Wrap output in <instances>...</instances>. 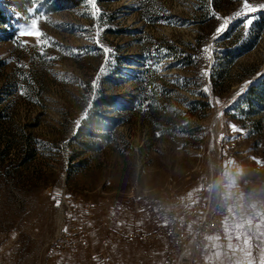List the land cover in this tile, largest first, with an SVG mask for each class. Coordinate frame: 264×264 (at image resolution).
Returning a JSON list of instances; mask_svg holds the SVG:
<instances>
[{
  "label": "rangeland",
  "instance_id": "374dc122",
  "mask_svg": "<svg viewBox=\"0 0 264 264\" xmlns=\"http://www.w3.org/2000/svg\"><path fill=\"white\" fill-rule=\"evenodd\" d=\"M220 1L95 0L94 13L87 0H26L21 13L23 0H0L20 21L0 22V264H241L242 244L264 243V103L247 123L230 111L240 98L225 108L264 77V0ZM225 19L243 33L216 50ZM215 51L221 88L204 76L211 108L186 133L197 59L209 69ZM145 67L158 79L141 108Z\"/></svg>",
  "mask_w": 264,
  "mask_h": 264
},
{
  "label": "trees",
  "instance_id": "16d2710c",
  "mask_svg": "<svg viewBox=\"0 0 264 264\" xmlns=\"http://www.w3.org/2000/svg\"><path fill=\"white\" fill-rule=\"evenodd\" d=\"M220 0H215L214 6L218 8V5L220 4ZM26 0H23V3L18 5V11L23 13L24 8L26 7ZM210 14V13H209ZM258 24H257V30L255 34H262L264 33V25L261 22L262 15H258ZM246 20V19H244ZM241 19H238L235 23H233L230 27H228V30L223 36V39L220 41H215L214 46L216 47V50L219 49V46L223 45L225 41L229 38V36L234 35L235 39H238L241 37L243 33V27H241ZM0 22L2 24L8 25L10 29H12L14 32L17 31L19 26V19L15 17L14 14L5 13L0 9ZM200 43V41L198 42ZM229 45L222 46V49L228 48ZM197 45L194 46L192 49L196 50ZM148 51V49L145 46H142L140 48V52L142 54H145ZM212 64L208 69V66L203 62V60L197 59L196 62V80L195 85L198 86L200 91V99L198 101H195L191 103L189 106V111L187 113V120L186 123L183 124L184 132H190V116H199L202 117V113L207 112L210 110L211 106L209 103L208 98L210 97V91L208 90L207 86L205 85V73H209L210 78V85L214 92H217V89L221 88V83L218 81L217 72L215 70V66H213V58H217V51L212 53ZM196 58L193 56L191 58L185 57L181 60V63L183 64L184 68H186L193 59ZM255 73V70L248 71L249 75H253ZM141 80V88L144 92L143 98L139 100V106L142 108L144 106L145 99L148 98V95L150 92L149 89L154 86L155 81L158 79L157 71H154L152 68L145 67L143 73L139 75ZM137 99V96L132 94L130 97L131 102L129 105L133 104V102ZM254 101H258L260 103H264V77L257 81L254 85H252L249 90L247 91L246 95H244L242 98L238 99L236 103H234L231 106L230 111L234 112L236 116H243L244 122L247 123V120H250L249 114L250 111L253 108ZM120 104H124V102H121ZM201 111L199 115H197V112ZM261 126V122L259 121H253L251 122L250 128L255 131H259Z\"/></svg>",
  "mask_w": 264,
  "mask_h": 264
},
{
  "label": "crops",
  "instance_id": "0c3cea01",
  "mask_svg": "<svg viewBox=\"0 0 264 264\" xmlns=\"http://www.w3.org/2000/svg\"><path fill=\"white\" fill-rule=\"evenodd\" d=\"M255 212H257V213H255ZM253 214H256L257 218L259 217V220H260V223H261V226L263 229H262V231L259 230L258 232L261 233L262 238L264 239V210L254 211ZM251 240L252 239L249 238L246 241V243L241 245L242 246L241 251H243V253L246 256H249V257L243 258L244 261H241V264H264V243H260L259 241L258 242H253V241L251 242ZM237 246H239V245L237 244ZM251 251H257L258 254H257L256 258L252 257L253 254L251 253Z\"/></svg>",
  "mask_w": 264,
  "mask_h": 264
},
{
  "label": "built area",
  "instance_id": "2783aa9c",
  "mask_svg": "<svg viewBox=\"0 0 264 264\" xmlns=\"http://www.w3.org/2000/svg\"><path fill=\"white\" fill-rule=\"evenodd\" d=\"M255 170L260 171L261 170V166L260 165H257ZM235 176H236L237 180L243 185V187H245V188L249 187V181L243 180L241 178V176L238 175V174H236ZM255 200H258V198L250 197L247 202H249V201L253 202ZM224 218H225L224 210L222 209V207H220V208H218V210L214 214V218H213V223L214 224H213V227H214L215 232L218 235H220L221 238H224L225 237V234L223 233L222 228H221V222L223 221ZM69 242H70V239L69 238H66L65 235H64L63 240L60 243V246L62 248L63 247L66 248L68 245H71V244H69Z\"/></svg>",
  "mask_w": 264,
  "mask_h": 264
},
{
  "label": "snow or ice",
  "instance_id": "6c2138e0",
  "mask_svg": "<svg viewBox=\"0 0 264 264\" xmlns=\"http://www.w3.org/2000/svg\"><path fill=\"white\" fill-rule=\"evenodd\" d=\"M87 3L92 6V9H93L94 13L98 11V9H96L95 0H87ZM246 7H248V11H250V12L256 11L255 8H252V7L248 6V5H246ZM262 7H264V6H262ZM236 15L237 16H240L241 13L240 12H237ZM228 23H229V20L228 19H225L224 22H223V24L216 30L217 34L223 32L225 30V28L227 27ZM252 23H253V19L252 18H249L247 20V22H246V25H251ZM20 34L21 35H34L37 38H39L42 35L38 30L33 31L32 29H30V30H21L20 31ZM206 74L207 73H205V75ZM242 91H243V89H241V92Z\"/></svg>",
  "mask_w": 264,
  "mask_h": 264
},
{
  "label": "water",
  "instance_id": "95a60500",
  "mask_svg": "<svg viewBox=\"0 0 264 264\" xmlns=\"http://www.w3.org/2000/svg\"><path fill=\"white\" fill-rule=\"evenodd\" d=\"M228 27H229V26H227L226 29L224 30V32H223L219 37H217L215 40H218V39H220L221 37H223L224 34L226 33V31L228 30ZM262 78H263V74H262V73L259 74V75H257L255 78H253V79L247 84V86L244 88V90H243L240 94H237V95L233 96V97L230 99L229 103L226 105L225 108H228V107L231 106V105H232V104H233L238 98H241L242 96H244V95L246 94V92L249 90V88H250L252 85H254L257 81L261 80ZM221 112H223V110H222Z\"/></svg>",
  "mask_w": 264,
  "mask_h": 264
},
{
  "label": "bare ground",
  "instance_id": "6f19581e",
  "mask_svg": "<svg viewBox=\"0 0 264 264\" xmlns=\"http://www.w3.org/2000/svg\"><path fill=\"white\" fill-rule=\"evenodd\" d=\"M190 251V250H189ZM193 251V250H192Z\"/></svg>",
  "mask_w": 264,
  "mask_h": 264
}]
</instances>
